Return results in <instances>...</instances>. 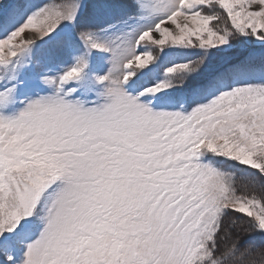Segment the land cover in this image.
Here are the masks:
<instances>
[{
  "label": "snow or ice",
  "instance_id": "6c2138e0",
  "mask_svg": "<svg viewBox=\"0 0 264 264\" xmlns=\"http://www.w3.org/2000/svg\"><path fill=\"white\" fill-rule=\"evenodd\" d=\"M0 264H264V0H0Z\"/></svg>",
  "mask_w": 264,
  "mask_h": 264
},
{
  "label": "rangeland",
  "instance_id": "374dc122",
  "mask_svg": "<svg viewBox=\"0 0 264 264\" xmlns=\"http://www.w3.org/2000/svg\"><path fill=\"white\" fill-rule=\"evenodd\" d=\"M60 2H63V0H60ZM30 35H31L30 33H25V36H26V37H28V36H30ZM225 167H227V165H225ZM240 183H241V184H244V183H247V181H246V180H241ZM257 191H259V189H257Z\"/></svg>",
  "mask_w": 264,
  "mask_h": 264
}]
</instances>
